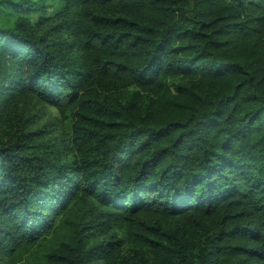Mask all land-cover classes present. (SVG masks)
<instances>
[{"label": "trees", "instance_id": "16d2710c", "mask_svg": "<svg viewBox=\"0 0 264 264\" xmlns=\"http://www.w3.org/2000/svg\"><path fill=\"white\" fill-rule=\"evenodd\" d=\"M13 10L0 264H264V0ZM28 98L71 117V142Z\"/></svg>", "mask_w": 264, "mask_h": 264}, {"label": "rangeland", "instance_id": "374dc122", "mask_svg": "<svg viewBox=\"0 0 264 264\" xmlns=\"http://www.w3.org/2000/svg\"><path fill=\"white\" fill-rule=\"evenodd\" d=\"M24 4H41L45 7L46 14L51 15L58 9L60 0H0V25L13 27L16 19L23 16L13 10V5ZM22 111L25 118H31L35 123L33 128H44L52 136L71 142L70 116H63L56 109L33 98L24 101Z\"/></svg>", "mask_w": 264, "mask_h": 264}]
</instances>
